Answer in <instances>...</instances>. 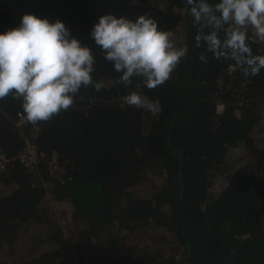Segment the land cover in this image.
Masks as SVG:
<instances>
[{
	"label": "trees",
	"instance_id": "16d2710c",
	"mask_svg": "<svg viewBox=\"0 0 264 264\" xmlns=\"http://www.w3.org/2000/svg\"><path fill=\"white\" fill-rule=\"evenodd\" d=\"M188 7L185 0H0V33L19 27L29 13L60 20L92 48L94 79L106 83L99 93L82 89L83 99L78 96L72 108L48 122L26 121L23 132L18 127L22 102L11 96L0 100V149L15 160L0 178L11 189L0 196V244L17 243L28 227L47 233L39 253L10 264H97V246L107 247L106 257L122 247L114 239L116 227L173 234L181 262L172 256L163 264H264V148L233 174L227 163L231 149L253 142L264 112V70L254 77L234 68L230 74L233 62L218 61L204 46L197 47ZM105 14L131 20L147 14L162 30L182 31L188 53L172 79L155 89L142 78H133L128 87L114 86L120 73L90 38ZM251 47L255 55H264L260 42ZM132 91L159 100L162 111L153 115L122 105L121 97ZM26 136H33L43 155L34 174L16 159ZM53 157L57 170L51 168ZM179 170L182 197L181 187L173 185ZM154 172L165 175L166 182L152 198H144L136 187ZM226 173L231 174L227 186L212 196L214 180ZM53 203L68 204L70 220L60 212L53 226L47 224ZM59 219L71 225V240L64 239ZM164 239L158 237L155 245L164 248Z\"/></svg>",
	"mask_w": 264,
	"mask_h": 264
},
{
	"label": "clouds",
	"instance_id": "9594fccd",
	"mask_svg": "<svg viewBox=\"0 0 264 264\" xmlns=\"http://www.w3.org/2000/svg\"><path fill=\"white\" fill-rule=\"evenodd\" d=\"M185 2L197 47L204 46L218 61L233 62L231 67L245 77L264 70V55H255L251 47L257 40L264 43V0ZM90 38L120 73L114 86L128 87L133 78H142L148 89H155L172 79L188 53L187 46H177L172 30L160 29L147 14L135 20L102 15ZM199 58L207 62L204 53ZM95 65L92 48L73 37L64 22L25 14L19 27L0 33V100H20L24 119L34 126L48 122L72 108L82 89H105L103 79H94ZM121 100L122 105L153 115L162 111L159 100L136 91Z\"/></svg>",
	"mask_w": 264,
	"mask_h": 264
},
{
	"label": "rangeland",
	"instance_id": "374dc122",
	"mask_svg": "<svg viewBox=\"0 0 264 264\" xmlns=\"http://www.w3.org/2000/svg\"><path fill=\"white\" fill-rule=\"evenodd\" d=\"M175 41L178 47H184V33L179 31L175 34ZM257 42H259L257 40ZM261 43V42H260ZM264 46V43H261ZM218 111L223 110L220 107ZM253 142L250 146H241L238 149H231L228 153L227 163L229 167L233 168L229 173L233 174L239 167L248 163L255 154L256 149L264 148V112L262 119L252 136ZM231 174L226 173L214 180V185L210 189L212 196H217L227 186ZM166 182L165 175H157L155 172L150 173L148 181L138 187L136 191L144 198H152L155 193V188L161 187ZM11 189L0 184V196L10 193ZM51 202L49 197V203ZM60 212H65L66 217L71 218V207L68 204H50L47 211V224H55L56 219L60 217ZM58 223V222H57ZM71 221L69 222V224ZM62 229V234L66 241L71 240L69 235V226L67 222H63L59 219V223ZM52 225V226H53ZM165 230L156 228H149L144 231L131 233L116 227L113 231L114 239L122 244L116 252L108 254L106 257L107 247H98L99 258L96 263L99 264H148L149 260H155L153 264H163L164 258L175 256L178 259V263L181 262L180 253H178L177 247L179 243L175 239L173 234ZM46 232L41 231L36 227H28L19 235L18 242L15 244H0V264H10L13 258H22L25 256H31L41 251V242L46 237ZM164 235V237H162ZM158 237L166 238L163 243V247H157L154 243ZM14 255V256H11Z\"/></svg>",
	"mask_w": 264,
	"mask_h": 264
},
{
	"label": "built area",
	"instance_id": "2783aa9c",
	"mask_svg": "<svg viewBox=\"0 0 264 264\" xmlns=\"http://www.w3.org/2000/svg\"><path fill=\"white\" fill-rule=\"evenodd\" d=\"M257 42V41H256ZM233 67H231L230 74L232 72ZM224 109L223 105H219L218 108ZM223 110L218 111V113H221ZM19 122L18 127L20 131L23 132V127L26 124V119H24V116L22 114L18 115ZM43 155L40 153V151L37 148V145L33 139V136H26V144L24 148L22 149L21 153L17 156L18 162L24 166V168L30 173L34 174L37 170V167L42 159ZM15 160L9 158L5 152H3L0 149V178L4 176L5 174L9 173V169L14 166ZM51 168L53 170L58 169L57 165V158L53 157L51 160Z\"/></svg>",
	"mask_w": 264,
	"mask_h": 264
},
{
	"label": "water",
	"instance_id": "95a60500",
	"mask_svg": "<svg viewBox=\"0 0 264 264\" xmlns=\"http://www.w3.org/2000/svg\"><path fill=\"white\" fill-rule=\"evenodd\" d=\"M173 185L175 187H181L180 189V192H179V197H182L183 196V187H184V182H183V179H182V174H181V170H179L178 174H177V177L173 180Z\"/></svg>",
	"mask_w": 264,
	"mask_h": 264
},
{
	"label": "flooded vegetation",
	"instance_id": "af4514ba",
	"mask_svg": "<svg viewBox=\"0 0 264 264\" xmlns=\"http://www.w3.org/2000/svg\"><path fill=\"white\" fill-rule=\"evenodd\" d=\"M174 184V183H173Z\"/></svg>",
	"mask_w": 264,
	"mask_h": 264
}]
</instances>
